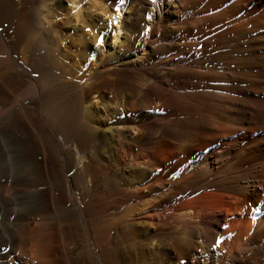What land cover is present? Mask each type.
<instances>
[{"label": "bare ground", "instance_id": "bare-ground-1", "mask_svg": "<svg viewBox=\"0 0 264 264\" xmlns=\"http://www.w3.org/2000/svg\"><path fill=\"white\" fill-rule=\"evenodd\" d=\"M0 264H264V0H0Z\"/></svg>", "mask_w": 264, "mask_h": 264}, {"label": "rangeland", "instance_id": "rangeland-1", "mask_svg": "<svg viewBox=\"0 0 264 264\" xmlns=\"http://www.w3.org/2000/svg\"><path fill=\"white\" fill-rule=\"evenodd\" d=\"M94 44L95 43H92V47L94 46ZM205 150H208V149H205ZM204 150V151H205ZM263 211V210H262ZM257 218V217H256ZM72 241H77L76 243H78V240H72ZM74 242H72L71 244H70V250H69V256L74 260V261H79L80 260V258L82 257V256H84V254H80L79 255V253H78V251H79V249H80V247H77V249H76V245L74 244ZM75 246H74V245ZM71 245H73L72 247H73V249H71L72 247H71ZM72 250V251H71ZM75 251V252H74ZM74 253V254H73ZM77 256V257H76ZM78 259V260H77Z\"/></svg>", "mask_w": 264, "mask_h": 264}, {"label": "snow or ice", "instance_id": "snow-or-ice-1", "mask_svg": "<svg viewBox=\"0 0 264 264\" xmlns=\"http://www.w3.org/2000/svg\"><path fill=\"white\" fill-rule=\"evenodd\" d=\"M121 2H123V0H121ZM98 43H99V41H98ZM4 251H7V249H4Z\"/></svg>", "mask_w": 264, "mask_h": 264}]
</instances>
